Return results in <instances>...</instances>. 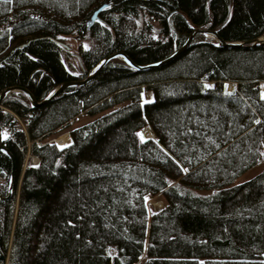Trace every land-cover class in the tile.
<instances>
[{"label": "trees", "instance_id": "trees-1", "mask_svg": "<svg viewBox=\"0 0 264 264\" xmlns=\"http://www.w3.org/2000/svg\"><path fill=\"white\" fill-rule=\"evenodd\" d=\"M196 27L256 38L264 0H0V93L19 85L41 101L115 52L157 62ZM68 36L81 40L75 52ZM262 80L264 43L198 33L155 67L117 57L41 104L5 96L0 144L13 158L0 148V193L13 165L18 185L0 198L7 264H264ZM82 112L101 115L70 129ZM148 125L158 140L140 137ZM156 194L163 205L151 211ZM111 227L121 233L116 257Z\"/></svg>", "mask_w": 264, "mask_h": 264}, {"label": "water", "instance_id": "water-1", "mask_svg": "<svg viewBox=\"0 0 264 264\" xmlns=\"http://www.w3.org/2000/svg\"><path fill=\"white\" fill-rule=\"evenodd\" d=\"M109 5V1H105L103 2L101 5H99L92 13L91 17L88 19L87 22V26L88 28L96 21V20H102L100 13L101 11L107 7ZM198 33H202V34H213L215 39L219 42V44L221 45H230V46H254V45H259V44H263L264 43V34L256 37V38H252V39H248L245 41H232V40H226L224 39L217 30H210L208 28H202V27H196L186 38V40L181 44V46H179L174 52H172L170 55L166 56L165 58L157 61V62H152V63H148V64H138L136 63L126 52H115L112 54H109L108 56H106L105 58H103L92 70L91 72L84 78H77V79H70V80H66L61 82L59 85H57L49 94H47V96L42 99L41 101H38L33 94L31 93L30 90H28L27 88L23 87V86H19V85H11L8 86L6 88H4L2 90V92L0 93V106L2 105V100L5 96H7L8 94H10L13 91H21L26 93L32 100V102L34 104H41L43 102H46L48 100H50L54 95L62 92L65 88L72 86V85H80L83 84L87 81H89L90 79H92L100 70L101 68L109 61L119 57L122 59H125L131 66L138 68V69H145V68H150V67H155L158 66L160 64L169 62L171 60H173L174 58H176L178 55H180L183 51H185L187 49V47L189 46V44L194 40L195 36ZM150 138H154L156 140H158V138L156 137H150ZM143 139V138H142ZM49 142H54V138L52 140H50ZM57 144V143H56ZM58 145V144H57ZM60 147V146H58ZM65 147V146H63ZM0 148L4 149L12 158L13 155L11 153V151L4 145L0 144ZM62 148V147H60ZM18 190V185L16 183V176H15V165H13L12 171H11V175H10V179H9V184H8V192L7 194H2L0 193V198L1 199H8L11 198L12 195L14 194V191ZM7 257H9V251L7 253H3V251H1L0 254V260L4 261V264H7L6 259Z\"/></svg>", "mask_w": 264, "mask_h": 264}, {"label": "rangeland", "instance_id": "rangeland-1", "mask_svg": "<svg viewBox=\"0 0 264 264\" xmlns=\"http://www.w3.org/2000/svg\"><path fill=\"white\" fill-rule=\"evenodd\" d=\"M206 36L207 37H210V38H215L211 34H207ZM67 41L70 44V47L69 48H70L71 52H75L77 50V48H78L81 40H80V38L75 37V36H68L67 37ZM85 41H86V44H88V41L87 40H85ZM232 87H233L232 84L231 83H228V89H232ZM263 95H264V92H263ZM145 97L146 98L150 97L149 92H146L145 93ZM125 103L126 102L121 103V104H117L116 106L113 107V109L114 108H117L119 106H122ZM99 115H101V114L91 115V114H89L87 112H82L73 121L70 129L73 128V127H76V126H79V125L88 123V122L92 121L93 119H95L96 117H98ZM148 126H145V127L141 128L138 131L140 137L143 138V139H147V138H150V137H156V135L154 134L153 130H152V133L153 134L150 133V129L149 128H151V126L150 125H148ZM64 133H70V131L63 132V133H61L59 135H62ZM56 137L57 136L53 137L54 138V141H55V138ZM52 139H50V140H52ZM38 161H39V158L37 156L31 155L29 152L27 153V162H30L31 164H34V163H36ZM261 167H262V164L255 166L254 168L250 169L247 173H245L243 176H241L240 179L241 180L247 179L248 177L254 175ZM147 202L149 204V210H151V211L154 210V209H156V208H159V207H161L163 205V200H162V198H161V196L159 194H156V195H148L147 196ZM119 232H120V230H118L115 227H111L108 230V236L111 239V241L114 242V244H115V246L112 248V254H113L114 257L117 256V253H118V251L120 249V246H121V233H119ZM5 262L8 263V257H7V259H6ZM134 264H142L141 263V259H138Z\"/></svg>", "mask_w": 264, "mask_h": 264}, {"label": "built area", "instance_id": "built-area-1", "mask_svg": "<svg viewBox=\"0 0 264 264\" xmlns=\"http://www.w3.org/2000/svg\"><path fill=\"white\" fill-rule=\"evenodd\" d=\"M261 88H262V91L264 92V80L261 81ZM38 163H39V161L34 163V164H38Z\"/></svg>", "mask_w": 264, "mask_h": 264}, {"label": "flooded vegetation", "instance_id": "flooded-vegetation-1", "mask_svg": "<svg viewBox=\"0 0 264 264\" xmlns=\"http://www.w3.org/2000/svg\"><path fill=\"white\" fill-rule=\"evenodd\" d=\"M1 251H3V253L5 254L6 252L4 251L3 247L0 245V254H1ZM2 261V260H1Z\"/></svg>", "mask_w": 264, "mask_h": 264}, {"label": "snow or ice", "instance_id": "snow-or-ice-1", "mask_svg": "<svg viewBox=\"0 0 264 264\" xmlns=\"http://www.w3.org/2000/svg\"><path fill=\"white\" fill-rule=\"evenodd\" d=\"M146 103H150L151 101H145ZM185 171H187L186 169H185Z\"/></svg>", "mask_w": 264, "mask_h": 264}, {"label": "bare ground", "instance_id": "bare-ground-1", "mask_svg": "<svg viewBox=\"0 0 264 264\" xmlns=\"http://www.w3.org/2000/svg\"><path fill=\"white\" fill-rule=\"evenodd\" d=\"M212 36H214L213 34H211Z\"/></svg>", "mask_w": 264, "mask_h": 264}]
</instances>
